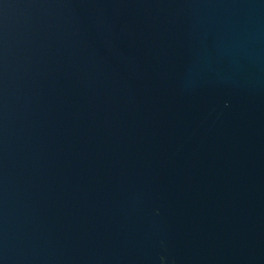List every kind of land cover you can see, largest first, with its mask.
I'll return each mask as SVG.
<instances>
[{
	"label": "water",
	"instance_id": "95a60500",
	"mask_svg": "<svg viewBox=\"0 0 264 264\" xmlns=\"http://www.w3.org/2000/svg\"><path fill=\"white\" fill-rule=\"evenodd\" d=\"M0 264H264V0H0Z\"/></svg>",
	"mask_w": 264,
	"mask_h": 264
}]
</instances>
